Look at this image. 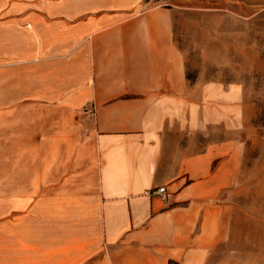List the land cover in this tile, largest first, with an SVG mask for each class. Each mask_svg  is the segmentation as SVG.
Here are the masks:
<instances>
[{"label":"crops","instance_id":"obj_1","mask_svg":"<svg viewBox=\"0 0 264 264\" xmlns=\"http://www.w3.org/2000/svg\"><path fill=\"white\" fill-rule=\"evenodd\" d=\"M190 1L0 0V264H264L250 118L188 77Z\"/></svg>","mask_w":264,"mask_h":264},{"label":"rangeland","instance_id":"obj_2","mask_svg":"<svg viewBox=\"0 0 264 264\" xmlns=\"http://www.w3.org/2000/svg\"><path fill=\"white\" fill-rule=\"evenodd\" d=\"M189 5L179 8L175 27L187 75L196 79L201 72L203 78L204 72V78L222 83L223 118H250L244 123V160L253 166V177L262 178L264 0H193Z\"/></svg>","mask_w":264,"mask_h":264},{"label":"built area","instance_id":"obj_3","mask_svg":"<svg viewBox=\"0 0 264 264\" xmlns=\"http://www.w3.org/2000/svg\"><path fill=\"white\" fill-rule=\"evenodd\" d=\"M149 0H145L144 4H146ZM143 195L145 196H159L162 199L166 197V188L165 186H158L155 188L146 189L143 191Z\"/></svg>","mask_w":264,"mask_h":264}]
</instances>
